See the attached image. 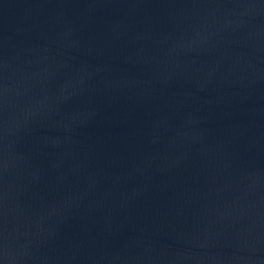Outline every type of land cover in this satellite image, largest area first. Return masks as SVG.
<instances>
[{
	"label": "water",
	"instance_id": "1",
	"mask_svg": "<svg viewBox=\"0 0 264 264\" xmlns=\"http://www.w3.org/2000/svg\"><path fill=\"white\" fill-rule=\"evenodd\" d=\"M0 264H264V0H0Z\"/></svg>",
	"mask_w": 264,
	"mask_h": 264
}]
</instances>
